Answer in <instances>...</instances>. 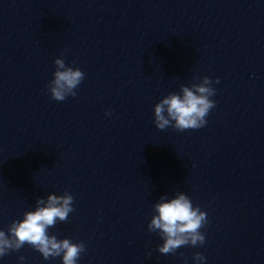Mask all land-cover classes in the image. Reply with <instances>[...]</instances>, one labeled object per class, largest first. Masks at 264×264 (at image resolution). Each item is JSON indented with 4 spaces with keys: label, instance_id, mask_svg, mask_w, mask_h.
<instances>
[{
    "label": "clouds",
    "instance_id": "clouds-1",
    "mask_svg": "<svg viewBox=\"0 0 264 264\" xmlns=\"http://www.w3.org/2000/svg\"><path fill=\"white\" fill-rule=\"evenodd\" d=\"M54 63L57 70L48 86L51 97L63 101L68 95L76 96V92L72 90L84 79V73L79 68L66 67L63 59H55ZM204 80L205 84L212 83L207 76ZM196 90L201 95H195L185 87L183 99L171 94L156 104L154 107L156 127L163 130L170 126L169 119L163 115L165 106L168 115L175 121L172 127L177 130L203 127L207 123L205 117L215 106V102L204 94L213 96L215 90L204 86H198ZM42 203V199L38 200V204ZM72 203L73 197L69 193L64 196L49 195L46 207H38L35 211L26 212L22 220L12 222L8 228L9 236L0 230V256L6 255L8 250H19L27 243L38 250L45 259L62 255L63 264H76L80 253L85 250L84 243H72L69 239L58 240L55 235L47 233V229L55 225L57 218L60 221L67 220L68 214L73 211ZM155 207L159 215L152 217L148 228L153 232L156 229L161 230L163 244L158 246L161 254L174 253L177 248L184 245L195 246L204 243L205 237L199 229L207 223V214L198 206L193 208L186 195L180 194L176 199L159 203ZM20 259L23 260V257ZM194 259L204 261L205 257L196 253Z\"/></svg>",
    "mask_w": 264,
    "mask_h": 264
}]
</instances>
